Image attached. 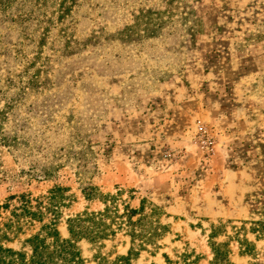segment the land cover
<instances>
[{"label": "rangeland", "instance_id": "1", "mask_svg": "<svg viewBox=\"0 0 264 264\" xmlns=\"http://www.w3.org/2000/svg\"><path fill=\"white\" fill-rule=\"evenodd\" d=\"M53 190L65 238L108 195L154 205L168 232L133 264H211L213 225L264 264V0H0V202Z\"/></svg>", "mask_w": 264, "mask_h": 264}, {"label": "trees", "instance_id": "2", "mask_svg": "<svg viewBox=\"0 0 264 264\" xmlns=\"http://www.w3.org/2000/svg\"><path fill=\"white\" fill-rule=\"evenodd\" d=\"M96 190L93 188L91 191L95 193ZM56 191L36 198L30 193L11 195L5 202H0V264H85L78 245L80 241L103 242L115 237L119 231H124L131 239L128 254L119 255L113 260L103 257L98 264H133V257L146 251L149 246H156L168 232V227L161 223V214L154 205L148 207L143 200L138 208L129 205L120 208L117 196L108 195L103 200L106 206L101 210H86L68 218L70 236L65 238L58 225L61 201ZM86 195L96 199L95 194ZM47 214L52 217L45 221ZM39 222V230L27 237L21 249L7 246L24 232L26 226L34 227ZM222 228V225H213L209 236L213 250L211 264H232L228 258V243L215 241ZM241 241V245L247 244L246 240Z\"/></svg>", "mask_w": 264, "mask_h": 264}]
</instances>
